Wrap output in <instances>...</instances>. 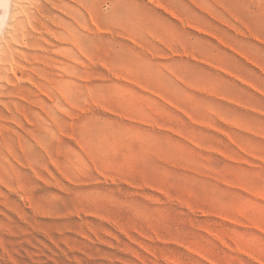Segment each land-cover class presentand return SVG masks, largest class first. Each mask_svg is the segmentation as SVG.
<instances>
[{
    "label": "rangeland",
    "instance_id": "rangeland-1",
    "mask_svg": "<svg viewBox=\"0 0 264 264\" xmlns=\"http://www.w3.org/2000/svg\"><path fill=\"white\" fill-rule=\"evenodd\" d=\"M69 12L0 113V264H264V0Z\"/></svg>",
    "mask_w": 264,
    "mask_h": 264
},
{
    "label": "bare ground",
    "instance_id": "bare-ground-1",
    "mask_svg": "<svg viewBox=\"0 0 264 264\" xmlns=\"http://www.w3.org/2000/svg\"><path fill=\"white\" fill-rule=\"evenodd\" d=\"M70 1L0 0V113L39 88L41 63L53 64L57 49L68 57Z\"/></svg>",
    "mask_w": 264,
    "mask_h": 264
}]
</instances>
